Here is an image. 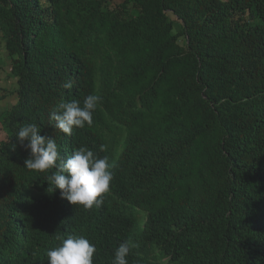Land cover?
I'll return each instance as SVG.
<instances>
[{
  "label": "trees",
  "instance_id": "1",
  "mask_svg": "<svg viewBox=\"0 0 264 264\" xmlns=\"http://www.w3.org/2000/svg\"><path fill=\"white\" fill-rule=\"evenodd\" d=\"M0 41L16 84L0 112V264H48L68 235L96 245L93 264L125 239L129 264H264V0H0ZM89 94L92 126H51ZM25 123L65 158L109 157L99 208L24 167Z\"/></svg>",
  "mask_w": 264,
  "mask_h": 264
},
{
  "label": "clouds",
  "instance_id": "2",
  "mask_svg": "<svg viewBox=\"0 0 264 264\" xmlns=\"http://www.w3.org/2000/svg\"><path fill=\"white\" fill-rule=\"evenodd\" d=\"M61 86L70 89L73 85L68 80ZM100 102L101 97L95 94L87 95L82 105L79 100L61 102L49 114L51 126L67 136L72 135L74 128L92 126L93 113ZM40 133L41 128L36 123H25L15 132L18 143L28 151L24 167L32 171L49 172L47 183L51 189L48 191L58 189L60 197L71 205L82 206L85 210L99 208L103 204L104 194L109 191L114 163L110 162L108 156L97 157L86 146L74 149L65 158L56 140ZM132 248L130 240H123L114 249L111 264H129L127 257ZM96 251V245L85 236L68 235L57 246L49 249L46 257L48 264H93Z\"/></svg>",
  "mask_w": 264,
  "mask_h": 264
},
{
  "label": "rangeland",
  "instance_id": "3",
  "mask_svg": "<svg viewBox=\"0 0 264 264\" xmlns=\"http://www.w3.org/2000/svg\"><path fill=\"white\" fill-rule=\"evenodd\" d=\"M114 6L121 0H109ZM0 87L8 90L6 97L0 101V112L8 109L15 102V80L11 77L9 72V60L3 49V43L0 41Z\"/></svg>",
  "mask_w": 264,
  "mask_h": 264
}]
</instances>
